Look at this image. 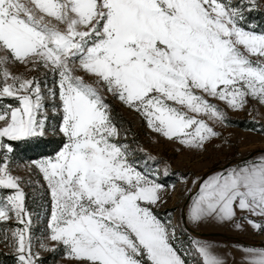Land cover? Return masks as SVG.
Returning a JSON list of instances; mask_svg holds the SVG:
<instances>
[{
	"label": "snow or ice",
	"instance_id": "obj_1",
	"mask_svg": "<svg viewBox=\"0 0 264 264\" xmlns=\"http://www.w3.org/2000/svg\"><path fill=\"white\" fill-rule=\"evenodd\" d=\"M108 95L178 152L207 151L229 112L264 135V0H0V243L12 264H48L44 253L53 264H229L233 249L240 264H264V247L192 232L264 235V153L191 179L180 222L162 218L177 185ZM49 135L54 154L29 156Z\"/></svg>",
	"mask_w": 264,
	"mask_h": 264
},
{
	"label": "rangeland",
	"instance_id": "obj_2",
	"mask_svg": "<svg viewBox=\"0 0 264 264\" xmlns=\"http://www.w3.org/2000/svg\"><path fill=\"white\" fill-rule=\"evenodd\" d=\"M12 70L20 71L22 69L13 67ZM107 102L112 105L113 115L116 117L117 122L122 123L125 128L130 127L132 132L137 134L144 148L153 156H156L158 161H160L155 167L160 169L161 179L168 185L173 183L177 185V192L173 194L171 198L168 199V203L159 210L162 218L165 217L167 212L172 211L174 214V222L177 223L180 222L179 209L190 202H187L189 193L186 189L191 188L193 193L197 191L196 188H192L191 179L195 177H204L205 175L209 176L214 172L222 171L237 163H242L237 162L242 158L248 156L254 157L259 153H264L260 151L264 150V135H259L256 132L247 130V128L236 125V121L239 120L251 125L252 117L246 112H229L231 125L227 128L218 129L222 132V138L216 139L208 144L207 151L197 152L181 150L178 152L176 151V149L180 147L178 144L170 143L163 138H157L150 134L144 126L143 121L135 113L125 108L119 101L114 100L108 95ZM260 112L261 116L257 119L264 122V108H261ZM48 137L54 136L49 135ZM129 139H131V136ZM165 162L171 165L168 176L163 175ZM17 174L27 178V173L24 171H19ZM181 174L188 177L189 183L187 186L179 182ZM32 178L34 180L38 179L36 176ZM25 190L31 194L30 189L26 187ZM195 236L204 240L220 239L226 242L234 241L221 237ZM258 241L264 242V240H251L248 242L256 243ZM0 250L9 253L2 243H0ZM44 257L48 260V264H53L49 253H44Z\"/></svg>",
	"mask_w": 264,
	"mask_h": 264
},
{
	"label": "crops",
	"instance_id": "obj_3",
	"mask_svg": "<svg viewBox=\"0 0 264 264\" xmlns=\"http://www.w3.org/2000/svg\"><path fill=\"white\" fill-rule=\"evenodd\" d=\"M195 230H199V231H204V232H219V233H225L228 235H232V236H237V237H241L242 239L246 240V241H251V240H264V235H261L257 232L252 231L251 229H248V231L246 232H238L237 230H235L233 227L231 226H221V225H217V224H210V225H206L200 229H195ZM209 241H213V242H219L221 244H233L236 242H239L245 246H254V247H262L259 245H250V244H246L243 243L241 241H223L220 239H206ZM258 242H262V241H258ZM256 242V243H258ZM232 256L235 257V259L233 260L232 257H229V264H240L241 261V253L236 251L235 249L232 250Z\"/></svg>",
	"mask_w": 264,
	"mask_h": 264
},
{
	"label": "trees",
	"instance_id": "obj_4",
	"mask_svg": "<svg viewBox=\"0 0 264 264\" xmlns=\"http://www.w3.org/2000/svg\"><path fill=\"white\" fill-rule=\"evenodd\" d=\"M236 125L250 129L252 124H246L244 121H236ZM58 146V139L56 137H46L41 145L34 151L28 153L29 156L39 158L41 154H54V150ZM0 264H12L11 254L0 250Z\"/></svg>",
	"mask_w": 264,
	"mask_h": 264
},
{
	"label": "water",
	"instance_id": "obj_5",
	"mask_svg": "<svg viewBox=\"0 0 264 264\" xmlns=\"http://www.w3.org/2000/svg\"><path fill=\"white\" fill-rule=\"evenodd\" d=\"M260 151L261 152H264V150H260ZM250 157L251 156L242 158V159L238 160L237 162L246 161ZM206 176L207 175H205L204 177H206ZM188 201H189V199L187 200V202ZM185 223H186V217H185ZM192 232H193V234L198 235V236H201V237H221V238H224V239H231V240L241 241V242L246 243V244L254 245V243L248 242V241L242 239L241 237L232 236V235H228V234H225V233H219V232H204V231H199V230H195V229H193ZM255 245H259V246L264 247V242H258V243H255Z\"/></svg>",
	"mask_w": 264,
	"mask_h": 264
}]
</instances>
